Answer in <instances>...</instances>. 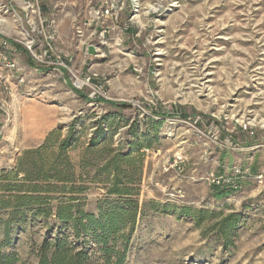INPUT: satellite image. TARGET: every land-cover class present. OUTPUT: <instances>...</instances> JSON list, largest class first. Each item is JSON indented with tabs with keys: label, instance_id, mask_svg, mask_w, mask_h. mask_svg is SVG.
I'll return each instance as SVG.
<instances>
[{
	"label": "rangeland",
	"instance_id": "374dc122",
	"mask_svg": "<svg viewBox=\"0 0 264 264\" xmlns=\"http://www.w3.org/2000/svg\"><path fill=\"white\" fill-rule=\"evenodd\" d=\"M0 34L15 62L0 66V171L50 135L76 144L73 162L92 142L152 144L124 264H264V0H0ZM209 174L237 190L215 198ZM103 196L92 184L85 211ZM9 212L0 262L37 264L53 218ZM229 214L233 245L218 234Z\"/></svg>",
	"mask_w": 264,
	"mask_h": 264
},
{
	"label": "trees",
	"instance_id": "16d2710c",
	"mask_svg": "<svg viewBox=\"0 0 264 264\" xmlns=\"http://www.w3.org/2000/svg\"><path fill=\"white\" fill-rule=\"evenodd\" d=\"M112 104L130 106L126 102ZM51 143L50 135L43 144L24 150L11 170L0 171V210L10 211L11 217L28 213L30 218L43 222L53 218L56 231L38 247L37 264H124L139 210L138 185L144 158L141 150L151 148L152 144L113 147L92 142L83 149L79 161L73 162L69 151L76 144H70L68 139ZM238 182L212 184V194L217 199L228 196L237 190ZM92 184L104 189L96 215L86 212L83 203ZM150 206L158 205L150 202ZM175 210L196 222L206 218L202 209L182 206ZM234 216L229 214L219 222L218 234L226 245H233L237 222ZM71 235L78 242L70 241ZM90 240L96 250L89 251L85 246ZM12 262L13 258L5 255L0 264Z\"/></svg>",
	"mask_w": 264,
	"mask_h": 264
},
{
	"label": "built area",
	"instance_id": "2783aa9c",
	"mask_svg": "<svg viewBox=\"0 0 264 264\" xmlns=\"http://www.w3.org/2000/svg\"><path fill=\"white\" fill-rule=\"evenodd\" d=\"M97 13H99V10H97ZM108 13H109V9L106 7L101 10L102 16H105V14H108ZM10 43H11V40L5 38L4 36L0 34V66H2V68L7 69V70H12L15 67V62L12 59H10L8 55L6 54L8 44ZM0 78H1V73H0ZM234 175L241 177L242 170L235 168ZM257 177L260 178L261 176L259 175ZM206 179L212 184H222V183L232 182L230 181V178H227V176H223V175L214 176L212 174H209Z\"/></svg>",
	"mask_w": 264,
	"mask_h": 264
},
{
	"label": "crops",
	"instance_id": "0c3cea01",
	"mask_svg": "<svg viewBox=\"0 0 264 264\" xmlns=\"http://www.w3.org/2000/svg\"><path fill=\"white\" fill-rule=\"evenodd\" d=\"M125 29L128 31V33L132 31L129 27H126Z\"/></svg>",
	"mask_w": 264,
	"mask_h": 264
}]
</instances>
